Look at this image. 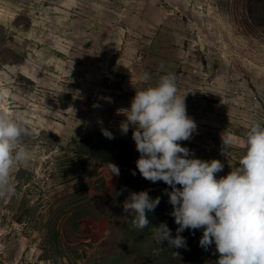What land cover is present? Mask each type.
Wrapping results in <instances>:
<instances>
[{"label":"rangeland","instance_id":"rangeland-1","mask_svg":"<svg viewBox=\"0 0 264 264\" xmlns=\"http://www.w3.org/2000/svg\"><path fill=\"white\" fill-rule=\"evenodd\" d=\"M166 74L197 124L179 143L220 160L217 178L226 176L248 127L264 123V0H0V108L24 115L32 132L15 192L0 198V264H216L202 229L181 233L186 248L156 244L152 226L176 235L171 188L126 185L94 145L107 129L138 159L118 110ZM140 191L161 197L144 229L123 210Z\"/></svg>","mask_w":264,"mask_h":264},{"label":"clouds","instance_id":"clouds-1","mask_svg":"<svg viewBox=\"0 0 264 264\" xmlns=\"http://www.w3.org/2000/svg\"><path fill=\"white\" fill-rule=\"evenodd\" d=\"M150 79L147 72L140 76L141 81ZM185 96L179 94L175 76L166 74L155 86L136 90L130 107L118 110L126 117L120 123L121 133L126 135L132 128L140 154L135 165L142 178L163 181L171 188L163 192L172 205L176 235L162 222L152 226L151 238L160 246L167 241L172 249L186 248L181 233L202 229L199 244L205 250L215 245L216 264H264V123L248 127L239 166L218 179L216 174L224 168L220 160L196 158L179 143L190 140L197 130L187 114ZM3 98L0 92V101ZM101 131L106 138H115L107 129ZM31 134L24 115L14 116L0 108V198L15 192L13 172L30 160L24 138ZM231 147V139L223 140L221 154L227 155ZM109 168L113 175H120L117 165L109 163ZM160 201V196L152 198L147 191L130 192L123 210L135 214V228L144 229L150 224L147 214Z\"/></svg>","mask_w":264,"mask_h":264},{"label":"trees","instance_id":"trees-1","mask_svg":"<svg viewBox=\"0 0 264 264\" xmlns=\"http://www.w3.org/2000/svg\"><path fill=\"white\" fill-rule=\"evenodd\" d=\"M97 139L94 145L100 150L98 156L116 161L121 166L122 180L126 185L137 186L143 182L142 176L136 169L137 159L131 154L129 143L125 139L119 137L108 139L103 134H100ZM133 171L136 172L135 175L132 174Z\"/></svg>","mask_w":264,"mask_h":264}]
</instances>
